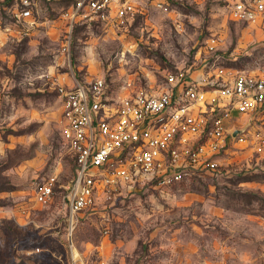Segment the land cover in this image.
Wrapping results in <instances>:
<instances>
[{
    "label": "rangeland",
    "instance_id": "obj_1",
    "mask_svg": "<svg viewBox=\"0 0 264 264\" xmlns=\"http://www.w3.org/2000/svg\"><path fill=\"white\" fill-rule=\"evenodd\" d=\"M18 1L0 0V264H264L256 117L226 124L229 138L243 132L213 170L170 187L102 188L69 237L63 197L75 165L61 138L59 95L98 78L110 100L121 87L161 91L169 74L215 86L260 77L264 15L251 25L231 21L215 0H121L133 7L122 25L80 21L67 34L60 16L78 0H32V25L18 35ZM211 36L215 52L204 46ZM52 177L50 200L37 203L35 191Z\"/></svg>",
    "mask_w": 264,
    "mask_h": 264
},
{
    "label": "built area",
    "instance_id": "obj_2",
    "mask_svg": "<svg viewBox=\"0 0 264 264\" xmlns=\"http://www.w3.org/2000/svg\"><path fill=\"white\" fill-rule=\"evenodd\" d=\"M215 1L234 22L255 25L264 15V0ZM32 5V0L18 1L12 13L21 25L16 34H27L32 25L28 22ZM132 12L127 1L78 0L60 17L69 34L80 21L104 22L111 17L122 25ZM204 46L215 52L216 38L211 36ZM201 82L183 73L169 74L161 91L121 87L122 94L110 100L99 78L86 86L76 83L69 89L59 88L61 138L75 165L63 197L69 237L77 216L93 204L102 188L117 183L129 187L178 184L215 168L219 151L234 140L226 127L233 124L234 116H254L264 126V74L238 77L220 86ZM54 180L38 186L37 203L50 200Z\"/></svg>",
    "mask_w": 264,
    "mask_h": 264
},
{
    "label": "water",
    "instance_id": "obj_3",
    "mask_svg": "<svg viewBox=\"0 0 264 264\" xmlns=\"http://www.w3.org/2000/svg\"><path fill=\"white\" fill-rule=\"evenodd\" d=\"M243 131L242 130H236L233 134L232 137L235 138L238 134H241Z\"/></svg>",
    "mask_w": 264,
    "mask_h": 264
},
{
    "label": "bare ground",
    "instance_id": "obj_4",
    "mask_svg": "<svg viewBox=\"0 0 264 264\" xmlns=\"http://www.w3.org/2000/svg\"><path fill=\"white\" fill-rule=\"evenodd\" d=\"M73 258L75 260H79V255H78V253L76 251H73Z\"/></svg>",
    "mask_w": 264,
    "mask_h": 264
},
{
    "label": "crops",
    "instance_id": "obj_5",
    "mask_svg": "<svg viewBox=\"0 0 264 264\" xmlns=\"http://www.w3.org/2000/svg\"><path fill=\"white\" fill-rule=\"evenodd\" d=\"M30 20V19H29Z\"/></svg>",
    "mask_w": 264,
    "mask_h": 264
},
{
    "label": "trees",
    "instance_id": "obj_6",
    "mask_svg": "<svg viewBox=\"0 0 264 264\" xmlns=\"http://www.w3.org/2000/svg\"><path fill=\"white\" fill-rule=\"evenodd\" d=\"M74 161V160H73Z\"/></svg>",
    "mask_w": 264,
    "mask_h": 264
}]
</instances>
